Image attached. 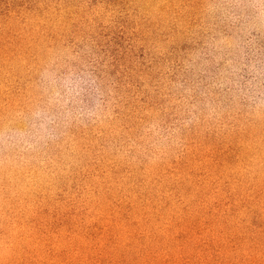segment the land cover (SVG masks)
Wrapping results in <instances>:
<instances>
[{
	"label": "rangeland",
	"instance_id": "rangeland-1",
	"mask_svg": "<svg viewBox=\"0 0 264 264\" xmlns=\"http://www.w3.org/2000/svg\"><path fill=\"white\" fill-rule=\"evenodd\" d=\"M0 264H264V0H0Z\"/></svg>",
	"mask_w": 264,
	"mask_h": 264
},
{
	"label": "clouds",
	"instance_id": "clouds-1",
	"mask_svg": "<svg viewBox=\"0 0 264 264\" xmlns=\"http://www.w3.org/2000/svg\"><path fill=\"white\" fill-rule=\"evenodd\" d=\"M37 117H38V119H40V120L42 121V123L39 125V129H38L39 134H41V135L47 134L48 131H49L47 125H48V123L51 122V118L48 117V116H47L46 114H44V113H38V114H37ZM7 138H8V140H9L10 142L16 140V137L13 136V135H11V134H9Z\"/></svg>",
	"mask_w": 264,
	"mask_h": 264
}]
</instances>
